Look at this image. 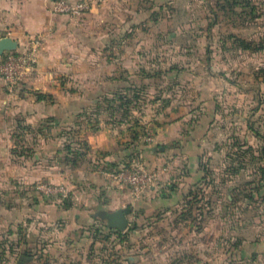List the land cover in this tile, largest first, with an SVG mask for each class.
Listing matches in <instances>:
<instances>
[{"label": "rangeland", "instance_id": "1", "mask_svg": "<svg viewBox=\"0 0 264 264\" xmlns=\"http://www.w3.org/2000/svg\"><path fill=\"white\" fill-rule=\"evenodd\" d=\"M85 1L87 9L60 15L50 33L65 70L49 74L77 106L60 128L71 150L54 152L52 169L84 159L95 168L80 131L108 123L125 132L119 139L128 148L110 167L140 157L159 174L158 199L144 208L131 197L120 230L95 215L104 205L87 207L88 217L63 213L73 196L62 183L34 182L28 217L13 215L16 191L0 187V264H257L244 241L264 232V0ZM33 35L40 50L43 36ZM31 36L13 51L27 49ZM32 73L9 89L28 85ZM158 127L174 138L156 139ZM162 145L174 153L160 168L147 153L158 156ZM181 149L192 155L194 175L174 196L177 181L160 173L165 164L184 170ZM15 152L0 156L5 181L14 180Z\"/></svg>", "mask_w": 264, "mask_h": 264}, {"label": "crops", "instance_id": "2", "mask_svg": "<svg viewBox=\"0 0 264 264\" xmlns=\"http://www.w3.org/2000/svg\"><path fill=\"white\" fill-rule=\"evenodd\" d=\"M48 4L47 0H0V37L9 36L19 41L23 34L40 33L44 39L38 51L34 71L28 77V85L10 90L0 79V156L4 157L5 154L10 155L11 151H18L16 157H13L15 159L12 160L8 174L11 176L9 179L14 178V180L5 181L6 176L0 171V185H2L0 187L7 185L16 191L12 204L14 205L12 213L16 217H24V215L28 217L33 213L34 203L31 197L33 184L40 179L62 183L71 190L72 205L70 208L64 207L66 209L63 213H67L69 209H80L83 212L82 216L88 217L87 207L93 205L105 206L97 210L95 215H98L99 211L130 207L125 205L134 200L131 199L129 189L118 184L106 172L89 166L92 164L85 162V159L75 168L62 166L56 170L52 169L54 165L51 163L52 154L65 151L66 144L60 133L61 125L68 121L67 116L71 111L76 110L77 106L68 100L64 87L56 84L49 74L53 69L65 70L59 65L58 48H53L50 44V33L57 28L56 26L61 25L60 15L65 14L50 11ZM38 95L42 96L38 98ZM168 130L167 127L156 128V139L166 137L168 132L170 137L166 138L173 139V131ZM80 134L84 135L89 150L88 157H92L91 161L95 165L101 163L105 167H110L124 160L128 148L120 144L119 138L125 135L123 130L104 123L96 129L81 130ZM12 142H22L24 145L18 146ZM163 147L164 145L160 147L161 152L158 156L154 154L152 148L147 153L151 160H155L154 164H159V167L164 155L174 153L172 146ZM187 149H189L188 145ZM181 151L180 155L175 157L184 170L178 168L169 170L170 165L165 164L164 168L168 169L167 172L160 173L161 178L171 176L177 181L174 187L176 191L172 190L174 196H178L185 187L189 186L194 175L192 155H189L188 150L181 149ZM0 170L4 169L0 167ZM156 188L146 191L137 199L141 202V207L146 208L158 199ZM23 189L25 191L19 192ZM107 205L113 208H108ZM79 215V213L75 214L76 217ZM257 236L251 242L244 241V244H249V248L254 250L256 263L264 264V232L258 233Z\"/></svg>", "mask_w": 264, "mask_h": 264}, {"label": "built area", "instance_id": "3", "mask_svg": "<svg viewBox=\"0 0 264 264\" xmlns=\"http://www.w3.org/2000/svg\"><path fill=\"white\" fill-rule=\"evenodd\" d=\"M87 4L85 0H52L50 11L69 16L79 15L87 9ZM39 44L40 36L32 35L28 39L29 47L27 49L23 51L9 50L2 54L0 58V79L9 88L32 73L37 63ZM95 168L98 171L106 172L118 184L127 186L131 197L134 199L139 198L146 191L153 188L159 178V174L149 168L140 157L133 158L128 164H120L117 167H105L100 163ZM36 187L45 192L60 190L65 194L63 187H52L45 183H38Z\"/></svg>", "mask_w": 264, "mask_h": 264}, {"label": "water", "instance_id": "4", "mask_svg": "<svg viewBox=\"0 0 264 264\" xmlns=\"http://www.w3.org/2000/svg\"><path fill=\"white\" fill-rule=\"evenodd\" d=\"M18 46V41L9 37H0V55L4 51L14 50ZM130 207L124 206L122 208L115 209L113 211H99L100 217L106 218V224L108 227H114L117 229H124L128 226V214L130 213Z\"/></svg>", "mask_w": 264, "mask_h": 264}, {"label": "trees", "instance_id": "5", "mask_svg": "<svg viewBox=\"0 0 264 264\" xmlns=\"http://www.w3.org/2000/svg\"><path fill=\"white\" fill-rule=\"evenodd\" d=\"M41 96H42V95H38V98H40ZM65 149L68 150V151H70V150H71L70 145H65ZM77 153H78V154H77ZM77 153H76L77 155H79V154L82 155V153H80V152H77Z\"/></svg>", "mask_w": 264, "mask_h": 264}]
</instances>
